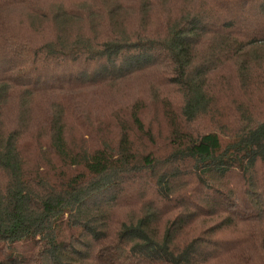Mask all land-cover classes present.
Returning <instances> with one entry per match:
<instances>
[{
	"label": "trees",
	"instance_id": "obj_1",
	"mask_svg": "<svg viewBox=\"0 0 264 264\" xmlns=\"http://www.w3.org/2000/svg\"><path fill=\"white\" fill-rule=\"evenodd\" d=\"M154 68L159 113L126 87ZM74 84L123 92L36 131ZM0 264H264V0H0Z\"/></svg>",
	"mask_w": 264,
	"mask_h": 264
},
{
	"label": "rangeland",
	"instance_id": "obj_2",
	"mask_svg": "<svg viewBox=\"0 0 264 264\" xmlns=\"http://www.w3.org/2000/svg\"><path fill=\"white\" fill-rule=\"evenodd\" d=\"M41 1L44 4V0ZM26 14L27 12L25 11V8L21 6L14 7V10L11 12L10 15L12 23L14 24V29L18 28L21 24V32L23 34L27 33L29 36L35 38L36 40H40L41 38H43V34H41L36 28L42 29L43 22L40 20L32 21L26 16ZM6 28H8V26ZM69 78L70 73L64 71V74H62L61 76L62 81L68 80ZM163 78H165V73L159 68H154L147 70V72L145 73H139L135 75L133 81H129L130 83H128L126 87L132 92H136L138 89H140L141 91H145V94H147L149 100H151L152 106L155 104V102H157L154 105L153 112L159 113L161 112L162 106L159 101L162 100V96H165L166 94L171 96L173 95L175 96L174 98H176L177 100L179 99V96L177 97L178 94L175 89L176 87L170 85V83H168V85H165ZM101 85V87L97 89H92L89 92H87V90L83 91L84 88L81 90V84H74L72 88L67 90H54L48 91L44 94H40L36 99V115L34 114L35 117L33 116L31 119L34 120L33 127L37 131L39 120L42 118L45 111L59 102H61V104L63 103L62 105H66L67 107L72 104H77V113L79 115L82 114L86 125H89V123L98 114L107 115L109 111L112 110L111 100L113 99V96L116 97L118 93L123 92V90H120L119 88H110L104 86L103 84ZM52 86L55 87L56 84H53ZM157 95H159L160 98H157ZM10 108V110H13L12 113H16L17 110L15 109H17V106L15 105V103H12ZM80 124L83 123L77 121L76 119H71V121H67L69 138L71 141H74V139L75 141L78 140L77 134L80 131ZM36 131L32 133V137L37 135ZM95 133L97 134L98 131H95ZM30 151L32 158L37 159L39 154L35 151L34 145L30 146Z\"/></svg>",
	"mask_w": 264,
	"mask_h": 264
}]
</instances>
